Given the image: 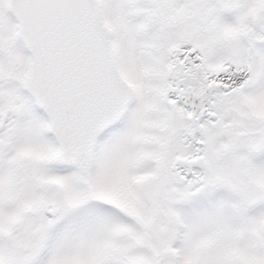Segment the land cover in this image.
Wrapping results in <instances>:
<instances>
[{
  "label": "snow or ice",
  "instance_id": "6c2138e0",
  "mask_svg": "<svg viewBox=\"0 0 264 264\" xmlns=\"http://www.w3.org/2000/svg\"><path fill=\"white\" fill-rule=\"evenodd\" d=\"M0 264H264V0H0Z\"/></svg>",
  "mask_w": 264,
  "mask_h": 264
}]
</instances>
